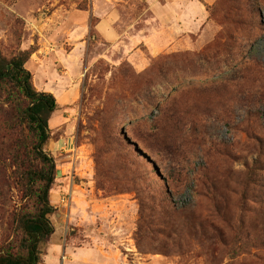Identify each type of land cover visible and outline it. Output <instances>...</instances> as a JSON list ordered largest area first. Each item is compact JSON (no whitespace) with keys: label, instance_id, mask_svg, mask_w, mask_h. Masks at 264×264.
Returning <instances> with one entry per match:
<instances>
[{"label":"rangeland","instance_id":"rangeland-1","mask_svg":"<svg viewBox=\"0 0 264 264\" xmlns=\"http://www.w3.org/2000/svg\"><path fill=\"white\" fill-rule=\"evenodd\" d=\"M166 1L0 0L2 55L28 52L37 91L44 71L79 84L45 146L38 264H264V0H190L196 27L174 33L156 27ZM63 135L73 148L54 151ZM4 163L5 235L19 199Z\"/></svg>","mask_w":264,"mask_h":264},{"label":"trees","instance_id":"trees-1","mask_svg":"<svg viewBox=\"0 0 264 264\" xmlns=\"http://www.w3.org/2000/svg\"><path fill=\"white\" fill-rule=\"evenodd\" d=\"M27 59V51L7 57L0 52V125L6 124L8 134L7 140L0 134V171L7 161L19 199L7 234H0V264H38V245L54 232L49 194L56 168L45 146L48 119L58 104L51 93L35 90ZM3 186L8 182L0 181V203Z\"/></svg>","mask_w":264,"mask_h":264},{"label":"crops","instance_id":"crops-1","mask_svg":"<svg viewBox=\"0 0 264 264\" xmlns=\"http://www.w3.org/2000/svg\"><path fill=\"white\" fill-rule=\"evenodd\" d=\"M196 7V4L190 0H168L165 3H161L157 9L154 10L156 27L165 28L170 21L172 22V26L169 31L171 33L177 29H183L185 31L186 29L194 30L196 27L195 20L197 17V11H194L196 10ZM179 16L181 17L179 18ZM113 21V15L108 14L98 23V29L100 30L102 36L111 41H114V38L116 37L115 29L112 27ZM177 26L178 28H176ZM154 30V32L157 33V30ZM154 40L155 38L153 36L151 38V43H154ZM44 78H48V80H50V83L46 85L44 92L51 93L58 104V111L53 112L48 119L49 129L53 132L58 129H62L64 121L63 115L61 117H58L57 115L62 113V109L69 107L79 98V84L77 81H74L70 76H66L65 74L44 71L43 79ZM63 132L67 133V130H64ZM62 137L63 138H60L52 144V149H54V151L58 149L68 151L73 148V142L70 137H68V135L66 137L63 135Z\"/></svg>","mask_w":264,"mask_h":264}]
</instances>
